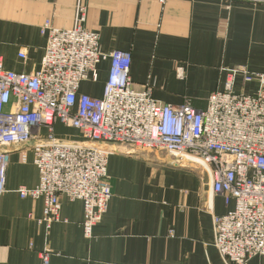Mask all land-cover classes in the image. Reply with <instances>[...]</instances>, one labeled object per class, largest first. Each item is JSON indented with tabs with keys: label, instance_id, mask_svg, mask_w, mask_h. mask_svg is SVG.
<instances>
[{
	"label": "crops",
	"instance_id": "crops-1",
	"mask_svg": "<svg viewBox=\"0 0 264 264\" xmlns=\"http://www.w3.org/2000/svg\"><path fill=\"white\" fill-rule=\"evenodd\" d=\"M80 4L87 9L84 26L100 36L101 51L130 53L136 88L150 84L153 98L165 105L190 101L203 110L209 97L224 89L231 70L264 74V0H0L5 68L25 74L40 70L48 42L44 25L72 29ZM110 70L111 61H103L98 81L83 82L79 93L101 99ZM234 88L252 95L259 84H244L238 76ZM55 131L58 138L82 140L79 131L62 124ZM4 149L11 162L0 200V264H225L214 245L213 217L226 215L235 203L213 194L212 180L201 168L176 164L165 154L134 155L113 146L112 198L87 238L83 202L66 197L62 221L47 228L44 200L18 193L39 184L32 152L23 163L21 147ZM247 264H264V256Z\"/></svg>",
	"mask_w": 264,
	"mask_h": 264
},
{
	"label": "built area",
	"instance_id": "built-area-1",
	"mask_svg": "<svg viewBox=\"0 0 264 264\" xmlns=\"http://www.w3.org/2000/svg\"><path fill=\"white\" fill-rule=\"evenodd\" d=\"M86 20L80 4L72 29L46 22L48 42L37 72L9 71L0 58V200L11 162L4 148L21 147L22 162L32 152L39 171V184L19 188L21 198L44 200L47 228L62 221V197L83 202L84 235L92 238L112 198V147L125 146L134 155L165 154L207 172L213 194L235 203L226 215L213 217L214 245L225 264L264 256V74L231 70L224 89L203 110L190 101L165 105L153 98L150 84L136 88L130 53L101 51L100 36L85 28ZM107 60L111 70L103 97L79 93L83 82L98 81L99 65ZM178 76L184 78L183 68ZM238 76L244 84L258 83V91L237 93ZM57 124L79 131L82 140L58 138Z\"/></svg>",
	"mask_w": 264,
	"mask_h": 264
}]
</instances>
